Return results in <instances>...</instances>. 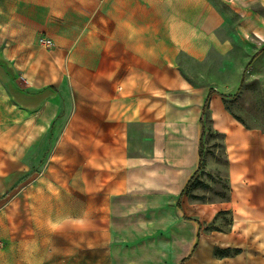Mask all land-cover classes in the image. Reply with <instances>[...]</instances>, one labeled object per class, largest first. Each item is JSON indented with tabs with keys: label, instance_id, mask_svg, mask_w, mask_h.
<instances>
[{
	"label": "crops",
	"instance_id": "0c3cea01",
	"mask_svg": "<svg viewBox=\"0 0 264 264\" xmlns=\"http://www.w3.org/2000/svg\"><path fill=\"white\" fill-rule=\"evenodd\" d=\"M0 11L2 26L24 35L19 105L52 106L45 69L56 54L109 119L99 126L117 142L100 164L121 173L123 193L110 201L108 264H264V129L223 97L264 82V0H0ZM42 32L54 50L36 45ZM213 130L230 192L196 201L182 191ZM221 211L229 228L210 229Z\"/></svg>",
	"mask_w": 264,
	"mask_h": 264
},
{
	"label": "rangeland",
	"instance_id": "374dc122",
	"mask_svg": "<svg viewBox=\"0 0 264 264\" xmlns=\"http://www.w3.org/2000/svg\"><path fill=\"white\" fill-rule=\"evenodd\" d=\"M3 14L0 11V20ZM2 23L0 264H108L115 238L110 232V201L123 193L116 183L121 173L100 164L105 150L114 149L117 142L104 138L109 134L99 126H107L109 119L94 112L92 89L80 87L65 58L56 54L45 69L52 106L35 113L19 105L14 90L24 88L17 65L24 35ZM42 35L47 36L40 33L36 45L54 50V40L46 47L39 40ZM29 37L26 32L25 39ZM263 83L248 81L241 92L224 94L231 96L226 108L249 127L264 129ZM207 141L206 163L189 192L196 201L227 198L230 192L222 135L213 130ZM229 222V215L221 214L209 228L228 229Z\"/></svg>",
	"mask_w": 264,
	"mask_h": 264
},
{
	"label": "trees",
	"instance_id": "16d2710c",
	"mask_svg": "<svg viewBox=\"0 0 264 264\" xmlns=\"http://www.w3.org/2000/svg\"><path fill=\"white\" fill-rule=\"evenodd\" d=\"M213 92H215V90H214V89H211V91H210V93H209V97H210V95H211ZM235 95H236V94H235ZM235 95H234V96H235ZM209 97L207 98L206 103H205L204 108H203V113H204V114H205L206 109H207V104H208V101H209ZM223 97H224V100L226 101V99L230 98L231 96H226V95L223 94ZM202 124H203V129H202V137H203V135L205 134V131L207 130V129H206V124H205V121L203 120V118H202ZM201 144H202V145H200V166H199V169H198V171L194 174V176L189 180V182L187 183V185L185 186L184 190L182 191V195L185 194V193H189V192L191 191V189H192L193 187H195V186L198 184V182H199V181L197 180V177H198V175H200V173L202 172L203 167H204V165H205L204 155H205V151H206V150H205V145H206V144H204L203 138L201 139ZM227 213H228L227 211H221V212H219L218 215H221V214H227ZM198 237H200V233L198 234ZM181 264H183V263H181Z\"/></svg>",
	"mask_w": 264,
	"mask_h": 264
},
{
	"label": "built area",
	"instance_id": "2783aa9c",
	"mask_svg": "<svg viewBox=\"0 0 264 264\" xmlns=\"http://www.w3.org/2000/svg\"><path fill=\"white\" fill-rule=\"evenodd\" d=\"M39 40L42 43V45H44L46 47H52L54 44L52 38L47 37V36L42 35Z\"/></svg>",
	"mask_w": 264,
	"mask_h": 264
},
{
	"label": "bare ground",
	"instance_id": "6f19581e",
	"mask_svg": "<svg viewBox=\"0 0 264 264\" xmlns=\"http://www.w3.org/2000/svg\"><path fill=\"white\" fill-rule=\"evenodd\" d=\"M257 34H258L260 37L264 38V33H263V32L257 31Z\"/></svg>",
	"mask_w": 264,
	"mask_h": 264
}]
</instances>
